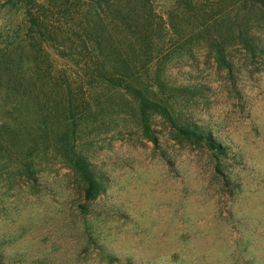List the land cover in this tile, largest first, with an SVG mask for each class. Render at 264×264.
I'll return each instance as SVG.
<instances>
[{
	"label": "rangeland",
	"instance_id": "obj_1",
	"mask_svg": "<svg viewBox=\"0 0 264 264\" xmlns=\"http://www.w3.org/2000/svg\"><path fill=\"white\" fill-rule=\"evenodd\" d=\"M163 2L153 0L157 14ZM242 20L253 51L229 41L227 64L201 40L163 66L143 63L220 155L158 114L147 135L130 97L85 75L74 38L55 32L32 47L22 13L0 0V264H264V15L251 8ZM47 73L60 85H43ZM24 78L37 99L60 100L49 136L36 105L24 107L27 90L11 91ZM70 129L102 184L94 200L62 150Z\"/></svg>",
	"mask_w": 264,
	"mask_h": 264
},
{
	"label": "trees",
	"instance_id": "obj_2",
	"mask_svg": "<svg viewBox=\"0 0 264 264\" xmlns=\"http://www.w3.org/2000/svg\"><path fill=\"white\" fill-rule=\"evenodd\" d=\"M5 3L22 13L28 30L26 37L32 41V47L36 45L34 40L39 41L38 48L47 40H53L55 32L74 38V56L86 65L85 75L130 97L137 105L138 120L147 135L151 133V115L158 114L183 137L194 138L224 154L223 147L210 133L176 113L174 100L165 97L158 75L152 85L148 82L152 79H146L144 68L149 65L143 63L149 62L151 57L154 66H163L179 47L200 40L209 41L223 64H227L225 53L229 41H237L252 52L254 37L250 31L239 30L238 24L244 22L242 19L248 9L256 8L264 15V0H164L161 14L154 10L153 0H5ZM25 63L35 65L34 60L27 59ZM44 79L41 83L45 86L60 85L58 78L49 73ZM34 82L33 78L20 79L19 83L14 79L10 88L14 92L20 88L27 90L24 107L28 111L36 105L40 112L37 115L39 127L49 136L59 117L48 115V111L58 113L60 100L57 103L53 98L34 97L30 91ZM66 102L68 105L62 111L72 117V103ZM71 131L75 132L70 129L59 136L62 150L85 183V198L94 200L103 187L86 159L74 150L68 136ZM29 167H25V172L29 173Z\"/></svg>",
	"mask_w": 264,
	"mask_h": 264
}]
</instances>
